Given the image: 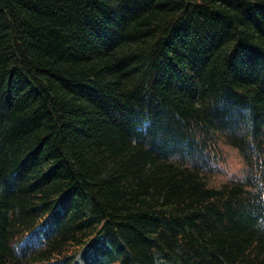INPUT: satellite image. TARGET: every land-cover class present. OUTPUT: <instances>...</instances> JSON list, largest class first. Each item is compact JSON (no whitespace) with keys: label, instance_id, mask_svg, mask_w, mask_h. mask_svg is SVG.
<instances>
[{"label":"trees","instance_id":"16d2710c","mask_svg":"<svg viewBox=\"0 0 264 264\" xmlns=\"http://www.w3.org/2000/svg\"><path fill=\"white\" fill-rule=\"evenodd\" d=\"M0 264H264V0H0Z\"/></svg>","mask_w":264,"mask_h":264},{"label":"rangeland","instance_id":"374dc122","mask_svg":"<svg viewBox=\"0 0 264 264\" xmlns=\"http://www.w3.org/2000/svg\"><path fill=\"white\" fill-rule=\"evenodd\" d=\"M222 152L225 157V163L222 162L220 165L224 166L225 170L230 173L229 175L240 176L243 169V162L237 152L228 146H224ZM215 176L216 177H212V183H218L222 178L226 179L224 177H227L228 174H216Z\"/></svg>","mask_w":264,"mask_h":264}]
</instances>
